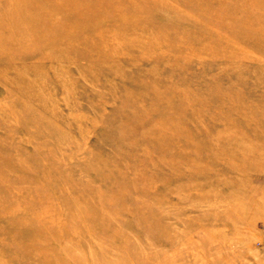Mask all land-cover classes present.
Returning <instances> with one entry per match:
<instances>
[{
	"label": "rangeland",
	"instance_id": "374dc122",
	"mask_svg": "<svg viewBox=\"0 0 264 264\" xmlns=\"http://www.w3.org/2000/svg\"><path fill=\"white\" fill-rule=\"evenodd\" d=\"M0 264H264V0H0Z\"/></svg>",
	"mask_w": 264,
	"mask_h": 264
}]
</instances>
